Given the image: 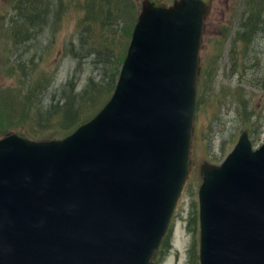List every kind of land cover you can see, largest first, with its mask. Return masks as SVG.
Listing matches in <instances>:
<instances>
[{
	"label": "water",
	"instance_id": "obj_1",
	"mask_svg": "<svg viewBox=\"0 0 264 264\" xmlns=\"http://www.w3.org/2000/svg\"><path fill=\"white\" fill-rule=\"evenodd\" d=\"M213 0H143L115 89L60 139L0 138V264H156L190 174ZM199 264H264V143L200 166Z\"/></svg>",
	"mask_w": 264,
	"mask_h": 264
},
{
	"label": "rangeland",
	"instance_id": "obj_2",
	"mask_svg": "<svg viewBox=\"0 0 264 264\" xmlns=\"http://www.w3.org/2000/svg\"><path fill=\"white\" fill-rule=\"evenodd\" d=\"M24 1L0 0V138L60 139L113 93L143 0H116L124 9L111 5L105 26L85 19L86 0ZM263 2L213 0L199 52L190 174L156 264H199L201 164H220L244 130L255 148L264 143ZM249 15L253 27L239 41Z\"/></svg>",
	"mask_w": 264,
	"mask_h": 264
},
{
	"label": "trees",
	"instance_id": "obj_3",
	"mask_svg": "<svg viewBox=\"0 0 264 264\" xmlns=\"http://www.w3.org/2000/svg\"><path fill=\"white\" fill-rule=\"evenodd\" d=\"M32 1L33 0H25L24 2H26V5L29 6V4H31ZM125 1H124V3H125ZM254 2L257 5V0H254ZM262 4H264V2ZM111 5H116L118 7V9H120V10L124 9V8H122L123 7L122 4L120 2H117L116 0H86V5H84L86 7L85 19L88 21L90 20V21H93L94 23L100 24L101 26H105V19L106 18L109 19L108 17L112 16ZM134 13L135 12L133 10H131V11L128 10L129 16L134 15ZM249 17H250V19L248 20ZM249 17L246 18L242 24L243 30H241V33L237 39L239 41L245 40V35L247 33L246 30H250L253 27L254 17H252V15H249ZM247 20H248V22L245 25ZM135 22H133V25L135 24ZM254 27H255V24H254ZM132 29H133V26H132ZM255 29H257V24H256ZM92 116H93V114L91 115L90 118H88L87 120H83L80 123L82 124V123L88 121L89 119L92 118ZM75 128L76 127H74V128L72 127L71 129H69L67 132H65V135L68 134L71 130H73ZM33 136H35V135L33 134Z\"/></svg>",
	"mask_w": 264,
	"mask_h": 264
}]
</instances>
